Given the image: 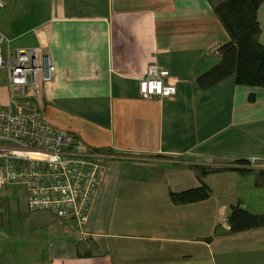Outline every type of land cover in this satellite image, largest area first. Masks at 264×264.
Listing matches in <instances>:
<instances>
[{
	"label": "crops",
	"instance_id": "obj_1",
	"mask_svg": "<svg viewBox=\"0 0 264 264\" xmlns=\"http://www.w3.org/2000/svg\"><path fill=\"white\" fill-rule=\"evenodd\" d=\"M0 33L51 55L46 118L105 169L83 224L0 187V264H264V225L228 220L232 207L264 214V87L199 86L229 40L206 0H9ZM151 62L172 94H139ZM239 159L245 171L229 167Z\"/></svg>",
	"mask_w": 264,
	"mask_h": 264
},
{
	"label": "built area",
	"instance_id": "obj_2",
	"mask_svg": "<svg viewBox=\"0 0 264 264\" xmlns=\"http://www.w3.org/2000/svg\"><path fill=\"white\" fill-rule=\"evenodd\" d=\"M8 2L0 0V8ZM10 43L0 33V69L5 71L9 94L6 105L0 106V187L23 184L29 212L49 210L83 224L102 183L104 166L71 132L46 118L42 93L55 76L51 55L41 45L11 48ZM168 74L162 65L149 63L138 79L139 94H172Z\"/></svg>",
	"mask_w": 264,
	"mask_h": 264
},
{
	"label": "trees",
	"instance_id": "obj_3",
	"mask_svg": "<svg viewBox=\"0 0 264 264\" xmlns=\"http://www.w3.org/2000/svg\"><path fill=\"white\" fill-rule=\"evenodd\" d=\"M206 1L212 6L229 40L218 47L220 61L198 76L199 86L206 88L228 75H233L236 84L264 87V45L258 39L260 26L256 18L257 8L264 0ZM231 162L233 165L229 167L241 171H245V168L235 165L250 163L248 159ZM200 190L204 196L203 190ZM200 190H196V198L200 196L198 195ZM194 191H184L178 195L173 193L171 197L175 201H182L190 195L192 199L195 198L192 196ZM228 220L233 231L243 230L263 226L264 214H253L244 209L232 207Z\"/></svg>",
	"mask_w": 264,
	"mask_h": 264
},
{
	"label": "rangeland",
	"instance_id": "obj_4",
	"mask_svg": "<svg viewBox=\"0 0 264 264\" xmlns=\"http://www.w3.org/2000/svg\"><path fill=\"white\" fill-rule=\"evenodd\" d=\"M256 18L257 21L261 22L262 27H263V34L264 35V2L261 4L259 10H258V17L256 14ZM264 42V41H263ZM10 47L11 48H15L14 43L11 45L10 43ZM7 79H6V75H5V71L3 69H0V106H4L6 105L7 101H8V90H7Z\"/></svg>",
	"mask_w": 264,
	"mask_h": 264
}]
</instances>
